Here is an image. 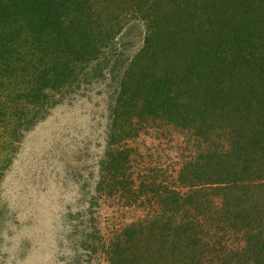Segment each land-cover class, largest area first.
<instances>
[{
	"label": "trees",
	"instance_id": "trees-1",
	"mask_svg": "<svg viewBox=\"0 0 264 264\" xmlns=\"http://www.w3.org/2000/svg\"><path fill=\"white\" fill-rule=\"evenodd\" d=\"M124 1L127 8L106 26L91 14ZM123 14L152 34L115 82L108 137L117 150L101 162L87 223L96 222V200L131 194L120 182L130 166L121 147L143 124L178 128L198 140L199 152L182 164L176 186L155 179L129 195L145 214L100 242L102 255L108 264H264V0H0V129L8 133L11 125L7 135L20 140L44 119L53 94L93 64H108L105 52L122 33ZM168 23H176L183 43L197 38L204 54L189 50L192 56L166 65L159 51L168 47ZM140 59L151 65L150 78ZM212 136L228 149L213 144L211 151ZM223 231L241 241L216 250ZM209 236L212 256L203 254Z\"/></svg>",
	"mask_w": 264,
	"mask_h": 264
},
{
	"label": "rangeland",
	"instance_id": "rangeland-1",
	"mask_svg": "<svg viewBox=\"0 0 264 264\" xmlns=\"http://www.w3.org/2000/svg\"><path fill=\"white\" fill-rule=\"evenodd\" d=\"M122 3V7L115 6L118 2L113 3L116 10L100 11L106 7L97 5L90 11L99 13L98 21L106 26L117 16L118 9L127 8L126 2ZM198 6L202 18L204 3L201 1ZM119 18L123 30L114 45L106 49L108 64H93L77 83L67 86L59 95L53 94L44 119L24 132L20 140L12 141L7 135L13 129L11 125L7 126L8 133L0 129V264H108L100 242L110 240L124 226L145 214L140 203H128L132 199L129 195L136 197L141 184L155 179L156 184L176 186L182 164L198 155L195 137L158 120L143 124L137 137L132 134L125 147H121L126 151L122 157L130 166H126L120 182L131 194L126 195L123 189L118 199L96 200L97 207L90 210L95 213L96 222L87 223L86 214L97 197V185L105 172L101 162L107 152L117 150L109 144L108 137L111 106L115 102L112 93L116 92L115 87L118 90L115 82L122 77L124 68L143 54L145 38L152 34V30L148 32L135 18L127 19L124 14ZM167 26L168 47L159 51L166 65L169 62L174 66L187 53L204 54L200 46L196 47L197 38L183 43L185 39L180 40L176 23ZM140 60L143 67L140 69L150 78L145 70L150 72L151 65L146 59ZM187 63L188 59H184V64ZM157 70L152 76L159 73ZM206 144L215 152L213 144L218 149L222 145L228 149L215 136ZM199 149L202 151L204 147ZM221 233L226 237L225 243L217 244L214 239L217 245L214 246L209 236L208 251L204 250V255L212 256L211 246L220 250L228 243L241 241L236 232Z\"/></svg>",
	"mask_w": 264,
	"mask_h": 264
}]
</instances>
